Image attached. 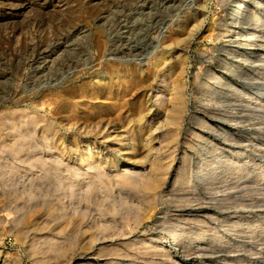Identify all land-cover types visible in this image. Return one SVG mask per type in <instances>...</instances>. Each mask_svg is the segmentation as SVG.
Segmentation results:
<instances>
[{"label":"rangeland","instance_id":"obj_1","mask_svg":"<svg viewBox=\"0 0 264 264\" xmlns=\"http://www.w3.org/2000/svg\"><path fill=\"white\" fill-rule=\"evenodd\" d=\"M33 1L31 17L9 20L0 0V264H264L263 95L237 106L219 62L243 0ZM257 3L246 24L264 22ZM215 112L217 129L235 116L215 132L223 143L209 134L234 169L201 171L194 124ZM244 128L250 147L233 144ZM87 150L97 171L81 165Z\"/></svg>","mask_w":264,"mask_h":264},{"label":"bare ground","instance_id":"obj_2","mask_svg":"<svg viewBox=\"0 0 264 264\" xmlns=\"http://www.w3.org/2000/svg\"><path fill=\"white\" fill-rule=\"evenodd\" d=\"M4 1H5L4 3H7L6 17L9 20H14L16 18L21 19V17H23L22 19L24 20L25 18L31 17V13L33 12V8L36 6L35 3L37 4V2H34L33 0H4ZM45 2L46 1H44V3ZM245 2H247V0H243L240 3H238L237 12L233 11V14H232L233 25H232V27L234 30L233 34L235 36L232 40L229 41V44H228L229 46H226L223 49V54H225L227 56L229 55V56H231V58H230V60H226V61L220 60L219 62L222 65L223 64L228 65L229 68L226 70L228 75L230 77L235 76L236 79L239 80V81L235 80V82L230 83L229 87L227 86L228 89H232V90L235 89V90H237L238 94L244 96L243 98L237 100V102H238V103H236L237 106H244V107L248 108L250 106V98H252L254 96L253 90L255 92L258 91L257 93H260L261 96L263 95L261 98H259V102H261V103L264 102V100H262V99H264V81H263V83L257 84L256 81L258 79L256 76L255 77L257 80L254 78V81L256 80L255 82H250L246 78H244V75L248 76L247 75L248 70H249L248 68L253 66V65H255V67H257L258 69L264 70V22H262V25H260V26H253L255 24V22L250 23V24H246V21L248 20L247 19L248 15H251L254 18V20H257V19H260L261 12H258V10L252 11V12H250V11L248 12L247 10H242ZM257 4H259V5L261 4V6L263 5V7H264V0H258ZM259 8L260 7H258V9ZM34 9H36V8H34ZM183 18H184V16H183ZM183 23H184V21L181 22L180 16H176L175 18L169 20V22L166 25H164L161 28V30L158 32L159 38H157L156 49H158L160 47H164V46H162L164 44V39L167 38V36L170 33V30L172 29L173 26L176 27V29H177L181 25H183ZM245 25H248V26H245ZM262 27H263V29H262ZM182 29L185 30L184 28H182ZM192 38H193V36L189 32L188 36L183 40V42L186 45H189ZM235 47H241V48L239 49V51L236 52V51H234ZM245 49H247L250 53H252V55L246 54V52L244 51ZM233 52L235 55L233 54ZM151 55L154 56L155 62L161 61V60H163V61L165 60V62H166L164 53H158V51L156 50L153 53H151ZM113 57L115 58L114 60H116L117 56L115 57L113 55ZM147 59H149V58H147ZM181 62H182V59H181ZM240 62H243V63L245 62L246 67H243V69H240ZM146 64H148V61ZM162 65L164 66L165 63H163ZM179 68L181 71L182 70V63H181ZM171 70H172L171 68H168V71H171ZM217 71H220V70H217ZM244 73H246V74H244ZM217 79H218V81H216V80L212 81L209 78L207 89L210 91L211 94H217V93L221 92L219 90L218 86L221 85L220 83H221L222 76H219ZM177 95H179V94H177ZM170 111H172L173 113H178V111L175 109L170 110ZM217 115H218L217 112H215L213 114H208V115L205 113V116L200 117V120L202 122L198 123V124H194V127L202 128V129H205V131H206V132H203L204 133L203 135H198V134L196 135V141L199 144L197 146H195V148L197 149V151L200 155V160L202 161L201 164H198V169L201 171L204 170L206 168V166H208V165L213 166V169H216V170L222 169V167L224 165H226L227 167H230L231 169H234L232 159L227 158V156H224V148L225 147L221 143L213 141L212 137L209 134H212L213 138L215 137L222 142V140L226 139L224 137V134L223 133H215V132H217V131L219 132V131L224 130V128H225L224 125H226V123L230 122V123L234 124L235 120L233 118L235 116H231V118L230 119L228 118L227 120L221 119V124L219 125V129H217L216 127L213 128L212 124L210 123L213 119L218 117ZM201 124H203V125L205 124V125L202 127ZM81 126H83V125H81ZM78 127H77V129H78ZM85 127H83V128H85ZM232 129H233V127H231V126L229 129H227V132H229L228 133L229 135H231L230 132L232 131ZM80 130H81V128H80ZM235 130L237 131L236 128H235ZM241 131H242V133H240V134H242V137L237 138L233 142V144H238V145L245 144L246 147H250V145H251V143H253L255 137L249 133L247 128L241 129ZM106 141H108V140H106ZM118 143H120V142H118ZM212 143H213V146L210 147V144H212ZM116 145L119 146L120 144H116ZM212 149H213V151H212ZM116 150L118 153H122V149H120V147H117ZM89 152H90V150H87L85 152H81V165H85V166L87 165L88 170L97 171L100 168V163L98 161L99 157L98 156L93 157L91 155V153H89ZM212 158H214V159H212ZM120 172L122 173V174L120 173L122 176L128 175L127 169H122ZM94 173H96V172H94ZM132 185L136 186V183L133 182ZM144 187L146 190H150L152 188V184L147 183V184H145ZM207 217H208L207 218L208 220H207V223L205 226L208 228L209 223L215 222L216 219L211 218L209 216H207ZM201 236L202 235H200V237ZM198 249H204V248L199 246Z\"/></svg>","mask_w":264,"mask_h":264}]
</instances>
